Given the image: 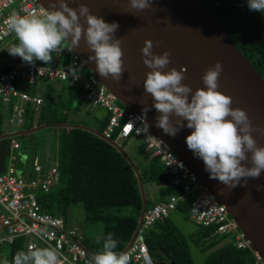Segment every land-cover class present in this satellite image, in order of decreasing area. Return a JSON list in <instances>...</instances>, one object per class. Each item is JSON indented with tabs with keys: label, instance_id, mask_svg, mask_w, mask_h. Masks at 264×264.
Wrapping results in <instances>:
<instances>
[{
	"label": "trees",
	"instance_id": "16d2710c",
	"mask_svg": "<svg viewBox=\"0 0 264 264\" xmlns=\"http://www.w3.org/2000/svg\"><path fill=\"white\" fill-rule=\"evenodd\" d=\"M200 1L264 80V12L250 11L246 0ZM9 46L0 47V67L8 59L16 57L7 53ZM66 47L63 51L52 52L50 62L36 60L32 64L62 63L66 68L71 55ZM77 85L69 81L36 78L26 90L42 98L39 109L28 105L23 124L19 127L9 126L5 132L17 133L13 137L20 146L15 150V155L18 157L17 166L22 170V156L28 150L22 140L23 135L41 130L34 129L42 126V129L53 132L50 164L46 169L54 166L59 172V181L49 191L37 192L41 209L61 216L66 227H71L67 226L70 208L80 204L87 222H103L104 231L97 239L81 235L80 243L91 256L102 249L109 233L117 241L114 251L122 253L132 242L143 212L158 202L166 201L169 196L180 198L175 211L190 219L194 195H184L182 186L172 183L174 177L164 169L159 159H149L145 155L134 158L125 153L113 139L103 136L102 132L110 117L108 112L102 119L95 116L97 124L93 125L70 118L72 112L78 111L93 115L91 109H85L86 102ZM3 123L4 113L0 109V135L4 133ZM149 191L155 195L152 199ZM125 208L129 210L123 211ZM213 230L211 226L200 227L191 235L206 256L202 264H255V258L249 250L237 249L230 243L221 244L220 239L212 236ZM5 232L2 227L0 235H5ZM145 238L154 264H192L185 236L168 217L157 220ZM18 250L26 251V237L18 236L11 243L0 244V264H11Z\"/></svg>",
	"mask_w": 264,
	"mask_h": 264
},
{
	"label": "water",
	"instance_id": "95a60500",
	"mask_svg": "<svg viewBox=\"0 0 264 264\" xmlns=\"http://www.w3.org/2000/svg\"><path fill=\"white\" fill-rule=\"evenodd\" d=\"M35 1L46 11L49 10L50 5L55 4V0ZM64 2L73 9L79 4H86L90 13L108 23L115 21L118 24L114 37L119 39L123 61L119 81L113 80L110 76L101 77L96 72L95 64L88 61L91 53L83 35L78 46H73L70 52L84 61L88 70L129 112L140 115L141 109L147 105L149 110L146 113V122L150 132L162 139L179 160L227 208L231 218L237 222L239 229L250 239L252 247L264 260V189L256 190L257 185H264V170L259 177L248 178L245 186L238 184L229 189L220 181L210 179L204 169L203 161L187 148L184 138L191 129L181 127L176 135L171 137L156 127L155 120L160 114L153 107L150 94L143 90L145 73L150 69L143 64L140 49L147 39L152 41V51L155 54L168 51L170 62L162 71L172 67L178 71L184 70L182 83L193 91L204 87L201 76L206 69L219 61L222 71L218 76L217 91L231 98L230 107L243 109L254 128L264 130L262 76L200 0H152L151 6L143 10L129 8L128 0H64ZM80 23L84 24L83 18H80ZM66 45L68 50L70 45L67 43ZM17 60L21 58L16 56L6 61L0 72L10 62ZM176 119L178 118L170 116L173 123ZM16 134L0 135V172L4 170L5 160L9 155L8 137ZM251 135L257 146H264V133L253 131ZM245 163L248 166L249 161ZM167 217L185 236L192 264H202L206 256L191 238L200 226L176 211L169 213Z\"/></svg>",
	"mask_w": 264,
	"mask_h": 264
},
{
	"label": "clouds",
	"instance_id": "9594fccd",
	"mask_svg": "<svg viewBox=\"0 0 264 264\" xmlns=\"http://www.w3.org/2000/svg\"><path fill=\"white\" fill-rule=\"evenodd\" d=\"M128 4L129 8L143 10L151 6L152 0H128ZM246 5L250 11L264 12V0H246ZM80 18L84 20L83 25ZM6 25L18 41L6 49L10 56H18L29 64L36 60L47 63L52 60V52L63 51L65 43L70 45L68 50L71 51L73 46H78L83 35L91 53L88 61L95 64L96 72L104 78L110 76L117 81L121 78L122 51L119 39L114 37L118 24L115 21L108 23L90 13L86 4H79L73 9L64 0H55V4L50 5L49 10L43 14H10ZM152 47V41L146 39L140 52L143 64L150 69L145 73L143 90L150 94L153 107L160 114L155 120V126L171 137L181 127L191 129L184 138L187 148L203 161L210 179L220 181L229 189L238 184L243 187L248 178L259 177L264 170V146H257L251 133H264V130L254 128L246 112L238 107H230L231 98L217 91L221 63L217 61L206 69L201 76L204 87L193 91L182 83L184 70L178 71L172 67L162 71L170 62L169 52L157 55ZM68 72L72 78H77L75 68H69ZM148 110L145 105L141 114L129 123L133 125L139 121L148 131ZM170 116L178 118L175 123L170 120ZM245 161H249L248 166ZM262 189L264 185L256 186L257 191ZM116 246L117 241L109 233L103 241L102 249L93 256L83 247L91 257L89 264H129L128 255L114 251ZM150 257L144 258L145 264H151ZM11 264L62 262L54 247L32 245L27 251L18 250Z\"/></svg>",
	"mask_w": 264,
	"mask_h": 264
},
{
	"label": "built area",
	"instance_id": "2783aa9c",
	"mask_svg": "<svg viewBox=\"0 0 264 264\" xmlns=\"http://www.w3.org/2000/svg\"><path fill=\"white\" fill-rule=\"evenodd\" d=\"M45 11L35 0H0V47L14 34L6 25L10 14H43ZM69 68L77 70V78H72ZM36 78L69 81L76 85L82 80L81 97L84 101L91 106L103 107L110 114L102 132L103 136L113 139L117 145L131 138L141 140L147 157L159 159L164 169L174 177L172 183L180 184L184 195H194L190 219L200 227H213L212 236L220 239L221 244L230 243L237 249L249 250L255 258V264H264L261 255L252 247L250 239L239 229L237 222L231 218L227 208L162 139L153 135L149 128L148 131L143 128L139 121L133 125L129 123L139 115L121 106L78 55L71 53L66 68L58 63L38 65L17 60L10 62L0 72V109L4 113V133L9 126L19 127L23 124L28 105L35 110L39 109L42 98L26 90ZM19 146L15 137L9 138V155L6 157L4 170L0 172V225L6 231L5 235H0V244L11 243L15 237L24 236L26 251L32 245L51 246L59 253L62 264H89L91 257L80 243L78 229L66 227L61 216L43 211L37 201L38 191L47 192L53 185L58 184V170L54 166L46 169L50 163L43 164L38 156L33 159L29 172L19 169L16 163L18 157L13 153ZM32 173L35 177L31 176ZM179 199L178 196H169L166 201L158 202L143 212L132 242L122 252L128 255L129 264H145L144 258L150 257L145 234L157 220L176 210ZM150 260L153 264L151 257Z\"/></svg>",
	"mask_w": 264,
	"mask_h": 264
},
{
	"label": "rangeland",
	"instance_id": "374dc122",
	"mask_svg": "<svg viewBox=\"0 0 264 264\" xmlns=\"http://www.w3.org/2000/svg\"><path fill=\"white\" fill-rule=\"evenodd\" d=\"M14 43H18L15 38V34L11 35L7 38L2 44L1 48L7 45H11ZM66 47V43L63 45V48ZM57 56V55H56ZM61 57V56H60ZM57 58V57H56ZM11 59V58H10ZM9 60V59H8ZM7 60V61H8ZM83 81L81 80L77 86L81 88ZM91 111L96 113V115L102 116L105 113V109L102 107H90ZM70 118L75 120H80L82 122H86L88 124L93 125V120L88 118L82 111L72 112ZM10 132V131H9ZM53 132L48 129H41L26 135H23L22 140L27 144L28 150L25 152L26 155L22 156L24 159V166L23 168L29 172L31 170L32 160L35 156H38L39 159L43 164H47L50 162L49 154L51 156V142H52V135ZM121 149L129 154L130 156L136 158L137 156H144V143L139 139H128L124 142H121L119 145ZM16 151L13 153L15 154ZM17 153V152H16ZM9 159H7V162ZM18 165V161L16 162ZM32 177H35V174H31ZM129 208L123 209V211H127ZM85 212L82 205H74L70 208V217L67 226L74 227L76 226L79 228L80 234L84 237L90 239H97L101 236L102 232L104 231V223L103 222H87L84 219Z\"/></svg>",
	"mask_w": 264,
	"mask_h": 264
},
{
	"label": "crops",
	"instance_id": "0c3cea01",
	"mask_svg": "<svg viewBox=\"0 0 264 264\" xmlns=\"http://www.w3.org/2000/svg\"><path fill=\"white\" fill-rule=\"evenodd\" d=\"M60 65L62 64V63H59ZM3 66V65H2ZM1 66V67H2ZM0 67V68H1ZM5 69V68H4ZM90 106L91 105H89L88 103H86V108L85 109H90ZM92 107H98V106H92ZM91 107V108H92ZM105 109V108H104ZM107 113V110L105 109V113L102 115V116H99V115H96V113H94V110H93V115H87L85 112H84V114L86 115V116H88V118H90V119H92L93 120V124H97V121H96V117L97 118H103V116L105 115ZM96 116V117H95ZM94 117V118H93ZM144 151H145V149H144ZM145 156H147V154H146V152H145ZM150 188V187H149ZM151 189V188H150ZM155 195H153V192H151V191H149V197H150V199H152L153 197H154ZM2 227H0V229H1ZM80 232V231H79ZM81 233V232H80Z\"/></svg>",
	"mask_w": 264,
	"mask_h": 264
},
{
	"label": "bare ground",
	"instance_id": "6f19581e",
	"mask_svg": "<svg viewBox=\"0 0 264 264\" xmlns=\"http://www.w3.org/2000/svg\"><path fill=\"white\" fill-rule=\"evenodd\" d=\"M44 8V7H43ZM45 9V8H44Z\"/></svg>",
	"mask_w": 264,
	"mask_h": 264
}]
</instances>
